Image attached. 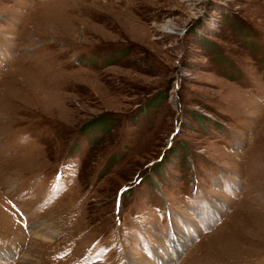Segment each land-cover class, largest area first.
<instances>
[{
	"label": "rangeland",
	"instance_id": "rangeland-1",
	"mask_svg": "<svg viewBox=\"0 0 264 264\" xmlns=\"http://www.w3.org/2000/svg\"><path fill=\"white\" fill-rule=\"evenodd\" d=\"M0 248L264 264V0H0Z\"/></svg>",
	"mask_w": 264,
	"mask_h": 264
},
{
	"label": "bare ground",
	"instance_id": "bare-ground-1",
	"mask_svg": "<svg viewBox=\"0 0 264 264\" xmlns=\"http://www.w3.org/2000/svg\"><path fill=\"white\" fill-rule=\"evenodd\" d=\"M40 227H41V226H40ZM33 228L35 229V231H33L35 235H38V234L41 235V234H42V236H44V238H45V237H46V238H47V237L49 238L50 235L53 233V230H51V229H46V228L43 227V226H42L41 228H45V229H46V231H43V232H41V229H37V226H36V227L34 226ZM33 228H32V229H33ZM36 229H37V230H36ZM36 237H37V236H36ZM0 249H1V248H0ZM0 253H2L0 256H2V255H6V256L9 255V251H8L7 249H6V250L1 249V250H0Z\"/></svg>",
	"mask_w": 264,
	"mask_h": 264
}]
</instances>
